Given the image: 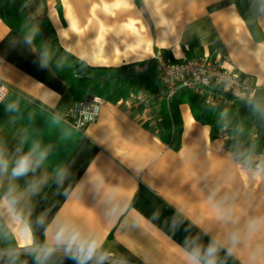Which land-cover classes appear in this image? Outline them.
I'll list each match as a JSON object with an SVG mask.
<instances>
[{"label": "crops", "instance_id": "crops-1", "mask_svg": "<svg viewBox=\"0 0 264 264\" xmlns=\"http://www.w3.org/2000/svg\"><path fill=\"white\" fill-rule=\"evenodd\" d=\"M260 1V0H258ZM116 4L120 6L117 7ZM60 47L90 66L155 74L158 93L102 99L94 123L65 119L69 85L27 36L0 17V149L13 166L25 153L43 160L26 176L0 175V216L15 240L0 241V264H188L213 241L214 264H264V145L249 165L224 130L211 137L186 103L171 148L165 84L155 53L171 62L204 56L251 78L264 97V37L254 38L233 0H27ZM257 24L264 36V9ZM45 59L47 67H41ZM226 99L222 86L210 88ZM90 97V96H89ZM87 97V98H89ZM65 176L58 183L60 173ZM11 184L17 199L3 204ZM31 185L37 187L33 192ZM42 219L43 223L37 221ZM59 237V239H58ZM102 238L84 260L81 248ZM51 249L46 256L42 250ZM37 256H41L37 260Z\"/></svg>", "mask_w": 264, "mask_h": 264}, {"label": "trees", "instance_id": "trees-1", "mask_svg": "<svg viewBox=\"0 0 264 264\" xmlns=\"http://www.w3.org/2000/svg\"><path fill=\"white\" fill-rule=\"evenodd\" d=\"M27 0H0V17L11 29L31 37L53 69L67 81L74 100L98 95L116 101L130 93L147 91L158 93L155 74L131 71L129 65L114 68L90 66L60 47L52 26L34 15ZM137 1V0H136ZM240 16L254 38H262L257 17L264 9V0H233ZM181 103H188L195 120L208 126L211 137L224 130L233 138L234 152L249 165L252 157L264 145V97L255 94L250 99L229 105L210 104L188 88H179L167 102V116L171 123V148L178 149L182 132ZM1 148V147H0ZM2 191L0 189V198ZM0 216V241L6 249L15 248V240ZM10 264H20L16 256H9Z\"/></svg>", "mask_w": 264, "mask_h": 264}, {"label": "built area", "instance_id": "built-area-1", "mask_svg": "<svg viewBox=\"0 0 264 264\" xmlns=\"http://www.w3.org/2000/svg\"><path fill=\"white\" fill-rule=\"evenodd\" d=\"M157 71L165 84L164 96L169 100L181 87H185L201 96L210 104L229 105L236 101L250 99L256 94V85L251 78L243 79L233 69L222 68L217 62H212L204 56H198L178 62H171L157 51L155 53ZM222 86L234 95V99H226L216 94L210 88ZM9 91L8 86L0 81V103ZM139 100H145L144 92L136 94ZM101 97L92 95L88 99L73 101L67 108L65 119L79 130L94 123L100 112Z\"/></svg>", "mask_w": 264, "mask_h": 264}, {"label": "clouds", "instance_id": "clouds-1", "mask_svg": "<svg viewBox=\"0 0 264 264\" xmlns=\"http://www.w3.org/2000/svg\"><path fill=\"white\" fill-rule=\"evenodd\" d=\"M27 42L31 43V37L28 38ZM41 67H47V62L43 58L41 60ZM42 160L43 155L41 156L40 160L34 161L32 158V153L28 152L20 156L15 161V164L10 168L8 159L5 158L3 150L0 149V175L8 174L12 180H16L18 178L26 176L30 171H34L36 167L40 166ZM255 175L257 177H259L260 175H264V164L258 166L257 173ZM64 176L65 173L61 172L60 176L58 177V183L63 182ZM16 187V185L11 184L6 195L3 197V204L4 206L8 207L9 210H11L17 202L16 196L14 195L16 192ZM30 188L33 192L37 191V187L35 185H31ZM37 222L42 224L43 220L40 219ZM102 243V238H97L95 241L90 243L86 249L81 248V251L84 253L83 259H91L96 254L97 250L102 248ZM217 250V242L213 241L212 243H210L204 251L203 264H214V260L211 259V257L216 254ZM51 251V249L42 250L45 256ZM40 259L41 256H37V260ZM106 259V254H100L98 257L99 264H103ZM188 264H202L201 249L199 247H194L188 254Z\"/></svg>", "mask_w": 264, "mask_h": 264}, {"label": "snow or ice", "instance_id": "snow-or-ice-1", "mask_svg": "<svg viewBox=\"0 0 264 264\" xmlns=\"http://www.w3.org/2000/svg\"><path fill=\"white\" fill-rule=\"evenodd\" d=\"M117 7H119L120 5L119 4H116Z\"/></svg>", "mask_w": 264, "mask_h": 264}, {"label": "rangeland", "instance_id": "rangeland-1", "mask_svg": "<svg viewBox=\"0 0 264 264\" xmlns=\"http://www.w3.org/2000/svg\"><path fill=\"white\" fill-rule=\"evenodd\" d=\"M188 106H189V104L188 103H186Z\"/></svg>", "mask_w": 264, "mask_h": 264}, {"label": "water", "instance_id": "water-1", "mask_svg": "<svg viewBox=\"0 0 264 264\" xmlns=\"http://www.w3.org/2000/svg\"><path fill=\"white\" fill-rule=\"evenodd\" d=\"M86 99H88V98H86Z\"/></svg>", "mask_w": 264, "mask_h": 264}]
</instances>
